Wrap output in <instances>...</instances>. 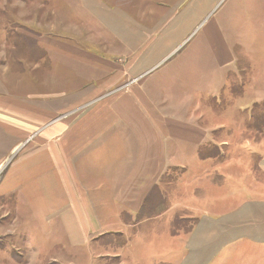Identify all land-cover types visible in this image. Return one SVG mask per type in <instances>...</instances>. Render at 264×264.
Returning a JSON list of instances; mask_svg holds the SVG:
<instances>
[{"label":"crops","instance_id":"obj_1","mask_svg":"<svg viewBox=\"0 0 264 264\" xmlns=\"http://www.w3.org/2000/svg\"><path fill=\"white\" fill-rule=\"evenodd\" d=\"M46 1L66 22L45 46L51 102L0 94V237L14 243L42 230L65 239L51 253L39 250L33 264H264V136L252 151L226 152L236 124L224 116L229 142L221 153L205 150L218 129L202 123L195 90L189 105L190 93L167 87L181 70L151 77L205 27L209 61L222 75L204 82L208 97L234 95L233 76L242 81L237 109L264 103V0L242 1L260 22L243 24L242 7L223 26L213 18L222 0ZM200 170L191 201L179 191L173 206L151 212L171 173L187 179ZM217 177L224 182L215 186ZM183 219L193 220L187 232L176 226Z\"/></svg>","mask_w":264,"mask_h":264},{"label":"rangeland","instance_id":"obj_2","mask_svg":"<svg viewBox=\"0 0 264 264\" xmlns=\"http://www.w3.org/2000/svg\"><path fill=\"white\" fill-rule=\"evenodd\" d=\"M242 1L243 0H222L217 5L213 18L223 26L227 21L232 22L234 18L240 17L238 12L240 8L243 7L244 10L241 15V18H244V21H242L243 24L252 20L260 22V16L253 15L251 11H249L250 14L247 13L245 10L246 4H243ZM47 4L48 1L46 0H0V84L2 85V87L0 86V94L3 96L5 94L4 89L6 88L13 94V96H20L22 93L21 95H30L31 97L32 94L38 95V98L40 100L42 99L44 102H51L45 98L47 86L50 82V91L48 93H51V91L54 90L53 87L56 83L55 79L52 76H49L50 74H53L51 72L53 70L51 68L53 63H51V61H46V57L49 53V50L46 47L48 46V43L53 41L51 38L58 36L53 32L55 31L54 29L65 25L66 22H64V19H61V8H59V6L50 8ZM262 25L264 26V21ZM260 29L261 27L258 30ZM206 31L207 28L205 27L196 31L195 35L189 37L167 57L163 65L155 70L151 77L161 76L166 79L168 76L173 75L178 68L179 71L181 70L180 73L182 74L179 76L175 74V79H170L171 82L167 84V87H170L172 90L179 93L180 96L183 95L182 93H190L191 98L189 105H194V102L196 101L195 90L200 100L201 108L198 110V114L200 119L202 118V123L218 129V132H216V142L210 147H205V150L207 149L214 154H216L215 151L217 150L220 151L219 153L223 152L224 148L226 152L242 150L244 148L245 150L252 151L256 147V144L262 141V137L264 136V103L255 105L252 107L254 108L253 110L248 108L243 109V107L237 109L238 104L235 103V99L233 98H240L239 93L242 92V81L238 79V77L235 78L233 76L232 81L236 84L234 91H236L237 94H235L236 92H233L234 95L224 93L223 97L222 95L221 97H213V95L208 97L205 92L204 82L207 80L222 81V75L218 66L216 65L214 68V64L209 61L212 59L213 52L211 47L207 45V40L205 39ZM224 32L229 35L228 30H224ZM230 48L235 56L241 52V48L233 46V44ZM247 48L248 50L250 48L255 53L260 47L253 45ZM207 60L209 63L205 70L204 66ZM195 66L196 68H194ZM244 66L247 72L252 69L251 65L248 67V64L244 63L242 68H244ZM190 70L195 71V73H186ZM198 74L199 77H197ZM210 77H213L214 79ZM195 78L199 79L197 85L199 87L198 89H194ZM148 79L150 80V78ZM228 84V87L231 89L230 83ZM214 89L215 88H212V90ZM47 98H49L48 94ZM3 99L4 98L1 100ZM241 104H245V102H242ZM232 106L236 108L234 109ZM224 116L235 122L236 125L234 128L232 127L231 131L235 133L236 130V136H234L231 143L225 145L223 148L221 143L223 141H228V136L225 133H222L223 128L221 127V122L223 121ZM244 119H246V124L242 123ZM241 125H246V128L241 129ZM240 129L243 130V133L238 135L237 131ZM32 139L33 138H30L29 145L31 144ZM18 152L19 150L16 153H13L10 159L14 158V155H17ZM221 158L222 157H220L219 160H221ZM246 161L249 162L250 160L247 159ZM203 172L204 171L200 170L192 176H187V179H185L186 175L181 177V174L178 175L179 178H175L174 175H176V173H171L167 182V196H164V194L160 196L162 198L158 196L160 198L158 202L162 205H156L155 209L151 212H160L168 208L170 205L173 206V200L170 198L172 196L174 199L179 191H181V197L183 199L191 201V199L194 198V190L191 187L195 185L194 183L197 182L196 178L201 176ZM234 177H236L235 173ZM236 181H238V178ZM223 182L224 179H220L219 177L212 179L211 181L215 186L220 185ZM235 185H232V187ZM208 188L214 189L210 186ZM204 193L205 190L202 189L198 191V196H195L200 197L203 196ZM192 221V219L177 220V229H180L181 231L183 230V232L189 231L192 226ZM11 239L14 243L8 241V239L4 240V237H0V245H4V253L0 250V256L4 257L6 262L11 261V263H13L15 260L17 263L21 264H25V262H29L31 259L33 264L37 257L36 253L39 250L51 253L55 250V247H53L55 243H65V239L62 237L56 239L48 238L46 233L42 230H38L37 233L33 234L30 232L19 233V235L13 236ZM65 246L66 244L63 247ZM0 264H2L1 261Z\"/></svg>","mask_w":264,"mask_h":264},{"label":"trees","instance_id":"obj_3","mask_svg":"<svg viewBox=\"0 0 264 264\" xmlns=\"http://www.w3.org/2000/svg\"><path fill=\"white\" fill-rule=\"evenodd\" d=\"M232 85H234V88H235L236 84H232ZM240 86H241V85H240ZM239 89H240V88H239ZM233 92L235 93L236 91H234V89H233ZM235 94H237V92H236Z\"/></svg>","mask_w":264,"mask_h":264}]
</instances>
